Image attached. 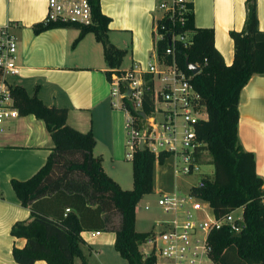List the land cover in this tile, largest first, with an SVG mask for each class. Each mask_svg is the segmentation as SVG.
Segmentation results:
<instances>
[{
	"label": "trees",
	"instance_id": "trees-1",
	"mask_svg": "<svg viewBox=\"0 0 264 264\" xmlns=\"http://www.w3.org/2000/svg\"><path fill=\"white\" fill-rule=\"evenodd\" d=\"M90 4V24L42 20L34 22L32 30L76 27L78 33L71 45L92 31L102 44L106 65L119 72L116 67L124 49L107 39L109 17L100 11L98 0H90ZM185 4L188 10L182 23L171 25L163 20L162 37L154 40L152 36L153 51L157 59L168 60L164 48L170 30L190 32L188 44L174 41L173 54L186 73L190 71L184 66L185 58L198 65L190 81L207 113L195 131L210 155L213 174L199 188V195L208 201L215 216L241 208L238 231L221 227L209 234V255L214 264H264L263 180L255 171L252 151L243 149L237 136L239 91L252 74L264 73V31L257 26L255 0H244L243 28L228 32L233 44L230 64L224 63L213 44L212 27L195 26L191 3L186 0ZM105 73L109 77L110 71ZM9 89L18 114L40 118L52 140L44 163L36 171L24 179H10L19 203L29 209L26 219L10 226L12 236L24 238L23 245L11 247L12 259L19 264H32L36 259L46 264H73L78 258L79 264H88L80 246V231L110 230L114 233L112 245L127 264H152V257L143 258L138 249L149 232L135 230L134 205L143 193L152 190L155 165L161 168L158 174L170 177L165 153L154 156L147 149L135 148L130 158L131 187L121 188L104 172L100 157L91 154V130L79 131L66 123V107L46 105L20 85ZM144 98L146 111L149 106Z\"/></svg>",
	"mask_w": 264,
	"mask_h": 264
},
{
	"label": "crops",
	"instance_id": "crops-1",
	"mask_svg": "<svg viewBox=\"0 0 264 264\" xmlns=\"http://www.w3.org/2000/svg\"><path fill=\"white\" fill-rule=\"evenodd\" d=\"M158 1L98 0L100 11L109 17L107 39L124 49L117 70L124 71L133 65L144 69L152 59L151 27L159 12L155 7ZM189 1L193 24L212 27L213 44L224 63L230 64L233 44L228 32L243 28L244 0ZM255 12L257 26L264 31V0H255ZM44 15L43 0H0V26L7 24L16 36L18 73L10 76L9 82L22 86L28 94L35 93L46 105L66 107V123L73 128L90 129L94 137L91 154L100 157L106 173L101 162L104 155L113 160L123 153L125 112L111 105L105 73L115 68L106 65L102 44L92 31H86L73 45L71 42L78 33L73 26L33 32L32 24L42 21ZM186 36L190 38L189 31ZM237 108L238 141L254 155L255 171L263 180L264 202V73L252 74L241 87ZM99 132L102 148H96ZM51 146L43 121L33 114H17L4 122L0 132V264H19L12 259L11 247L23 245L24 238L12 236L9 229L14 221L29 216L28 207L19 203L10 179L30 176L44 163ZM112 179L118 183L116 178ZM85 231L99 235L101 230L97 234L93 233L95 230H82L81 237ZM32 264L46 262L36 259Z\"/></svg>",
	"mask_w": 264,
	"mask_h": 264
},
{
	"label": "built area",
	"instance_id": "built-area-1",
	"mask_svg": "<svg viewBox=\"0 0 264 264\" xmlns=\"http://www.w3.org/2000/svg\"><path fill=\"white\" fill-rule=\"evenodd\" d=\"M43 1L44 22L82 25L93 22L90 0ZM185 2L158 1L155 7L159 12L153 17L151 27L154 40L163 35L161 29L166 27L163 20L171 25L182 23L188 10ZM186 32L170 30L167 35L169 43L164 48L168 60L157 59L153 51L152 59L147 61L144 69L133 65L124 71L112 70L108 77L111 105L125 112L123 127L125 144L129 148L126 157H132L141 141L143 149L154 156L165 153L171 170L173 185L167 190H157L155 202L166 217L160 221L159 228L152 226L148 230L138 246L143 258L152 257V264H214L209 255V234L221 227L238 231L241 223V211L234 214L240 207L215 216L208 201L199 195V188L205 180L212 178L213 171L199 168L211 163L205 144L195 131L196 125L207 117L205 106L190 81L193 73L181 69L173 54L175 40L184 45L190 42ZM16 49V36L9 31L7 24L0 26V132L6 119L18 114L9 89L12 84L8 80L18 73ZM145 96L149 106L146 111L143 110ZM179 176L193 178L184 190L174 185V179ZM143 207L148 209L149 204L145 203Z\"/></svg>",
	"mask_w": 264,
	"mask_h": 264
},
{
	"label": "rangeland",
	"instance_id": "rangeland-1",
	"mask_svg": "<svg viewBox=\"0 0 264 264\" xmlns=\"http://www.w3.org/2000/svg\"><path fill=\"white\" fill-rule=\"evenodd\" d=\"M12 79L8 77V80ZM123 131V153L121 157L110 160L108 156L104 155L101 160L106 174L113 178H116L118 185L121 188L131 187V167L130 159L126 157V152L129 151L128 146L125 144V128ZM102 134L99 132L98 141L96 148H102ZM205 157L209 158L208 154ZM201 170L213 171L212 163L206 165L202 164L199 166ZM156 169V170H155ZM161 170L159 165H155L154 175H153V187L152 190L143 193L138 201L134 205L135 212V222L134 228L137 231H145L152 226L159 228L161 226L160 221H162L166 216L159 210L155 202L158 197V192L160 188L167 190L173 185V179L170 177H164L158 174ZM158 171V172H157ZM114 180V179H113ZM192 177H176L174 179L175 187H180L182 190L185 189L187 182L192 181ZM149 204V208L145 209L144 204ZM241 208L236 210L234 214L240 213ZM154 223V224H153ZM81 249L84 253L85 260L89 264H127L126 260L122 258L118 252L114 249L112 245L113 233L110 230H102L99 235H93L92 231H85L82 233ZM74 264H79L78 258L74 259Z\"/></svg>",
	"mask_w": 264,
	"mask_h": 264
},
{
	"label": "water",
	"instance_id": "water-1",
	"mask_svg": "<svg viewBox=\"0 0 264 264\" xmlns=\"http://www.w3.org/2000/svg\"><path fill=\"white\" fill-rule=\"evenodd\" d=\"M167 43H169V39H167ZM184 66L188 69L191 73H195L198 71V65L192 61H189L187 58L184 60ZM142 114V112H140ZM138 148L143 149L141 141L138 143Z\"/></svg>",
	"mask_w": 264,
	"mask_h": 264
}]
</instances>
